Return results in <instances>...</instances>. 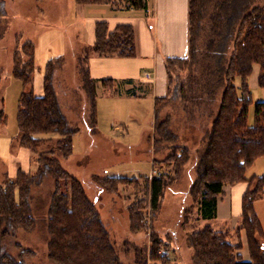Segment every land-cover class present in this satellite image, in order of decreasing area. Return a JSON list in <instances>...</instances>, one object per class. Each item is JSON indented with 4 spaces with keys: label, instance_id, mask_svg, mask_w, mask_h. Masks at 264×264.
Returning <instances> with one entry per match:
<instances>
[{
    "label": "trees",
    "instance_id": "1",
    "mask_svg": "<svg viewBox=\"0 0 264 264\" xmlns=\"http://www.w3.org/2000/svg\"><path fill=\"white\" fill-rule=\"evenodd\" d=\"M79 4L111 3L120 9L144 8L147 0H75ZM235 2V1H233ZM230 0H189V53L185 57L166 58L168 88L164 96L155 99V113L171 97L184 89L189 81L207 84L214 79L222 85L223 91L218 110L210 130L207 143L196 161V177L189 192L198 203L201 218L213 219L217 216L218 197L224 193V185L245 184L241 195L239 221L234 228L215 229L206 224L189 234V243L194 248V259L198 264H264V231L255 211L254 201L263 196L264 173L245 175L246 169L258 158L264 157V100H253L248 78L254 65L259 66L257 82L264 87V4L254 5L255 0H245L229 12L223 6ZM236 3V2H235ZM3 1H0V11ZM215 10L209 14V9ZM211 20L204 23L203 19ZM226 21V22H225ZM225 52L218 59V70L211 74L208 68L207 53L200 55L195 39L205 34L209 46L222 34ZM95 40L92 53L99 56L130 57L135 54V31L131 23H118L113 29L108 21L95 23ZM205 43V46L207 45ZM208 58V59H207ZM12 73L22 81L24 87L18 100L17 125L19 144L27 148L39 163L37 173L18 169L16 175L0 185V264H26L25 258L34 250L17 243L18 254L8 252L3 244L11 230L22 228L31 230L35 217L30 205V191L44 170L54 177V189L48 207V256L56 264H125L115 249L110 233L106 228L94 200L86 193L83 183L60 163L56 156L60 152L68 157L73 151V135L80 129L69 126L62 112L56 91L52 85L54 61L49 60L43 77V89L37 94L26 89L31 83L35 70V44L31 40L22 42L14 51ZM205 60V62H204ZM89 56L80 59L83 81L88 90L91 118L96 123L97 80L91 77ZM207 65V66H206ZM187 72L185 78H181ZM199 73V75H197ZM240 79L237 87L235 80ZM172 84H175L173 90ZM180 84V85H179ZM104 89L113 90L112 78L101 79ZM174 93V95H175ZM253 104V117L250 121V106ZM3 114L0 121H5ZM88 122V121H87ZM90 127L91 124H88ZM58 134V137L43 134ZM156 133L174 138L161 121ZM54 146L44 148L49 142ZM183 147V153L177 149ZM188 148L174 145L167 162L180 164L186 160ZM105 188L117 192L119 182L137 181L135 177L95 176ZM146 201L153 212L160 205L167 182V174L146 177ZM145 203H134L128 209L130 230L138 232L146 227ZM249 253L244 260L239 250L243 247L241 232ZM151 234L150 259L165 261L160 253L161 240ZM235 235L237 240H233ZM167 262H164L166 264ZM137 264H144L138 259Z\"/></svg>",
    "mask_w": 264,
    "mask_h": 264
},
{
    "label": "rangeland",
    "instance_id": "2",
    "mask_svg": "<svg viewBox=\"0 0 264 264\" xmlns=\"http://www.w3.org/2000/svg\"><path fill=\"white\" fill-rule=\"evenodd\" d=\"M0 1H3L0 11V115L2 113L5 119L0 121V185L12 177L9 169L13 166L35 174L39 166L35 155L19 144L18 100L24 87L12 73L14 51L25 40H31L35 44V70L26 89L42 92L47 63L53 60L52 85L60 108L69 126L80 129L73 135L72 154L65 157L57 152L56 156L61 165L83 183L86 193L94 200L120 260L125 264H137L138 259L144 264H198L194 259V248L189 243L190 232L206 224L215 229H230L233 223L230 218H201L198 203L189 192L196 177V161L206 146L207 133L218 110L222 85L216 84L214 79L207 84L189 81L183 90L172 92L170 99L155 113L146 90L141 97L136 95L135 86L121 85L134 84L129 80L115 79L113 90L104 89L100 82L96 87L97 120L94 123L80 68V59L95 56L88 40L86 19L94 14L89 5L75 0ZM244 1L230 0L223 6V11L234 10ZM260 4H264V0H255L254 5ZM214 10L211 7L209 14ZM210 22L206 17L203 19V24ZM226 28L223 23V36L216 38L210 46L205 41V34L195 39L199 54L203 56L205 52L209 57L207 65L211 74H216L218 59L225 52ZM186 75L187 72L183 73L181 78ZM141 78L146 83L152 81L144 71ZM253 79L254 75L248 81L252 86ZM235 84L240 86L239 78ZM174 86L172 84V90ZM261 88L259 85L251 87L254 101L261 99ZM253 110L252 104L250 121ZM161 121H167L174 138L156 133ZM87 123L91 124L90 127ZM43 135L58 137L56 133ZM54 142H49L44 148L54 146ZM177 144L188 148L186 160L180 164L167 162L166 158ZM23 151L30 154L28 162L21 158ZM177 151L183 153V147ZM162 173L167 174L168 184L159 208L153 212L146 201L144 180ZM263 173L264 157H260L246 169L245 175L250 177ZM106 175L135 177L137 181L119 182L117 192H113L95 178ZM54 183V177L44 170L30 191L29 201L35 217L33 229L11 230L3 240L5 249L14 255L18 254L17 243L34 250L32 256L25 258L26 264H56L48 256L47 220ZM238 186L244 188V183ZM141 201H146L143 209L146 227L132 232L128 209ZM233 203L235 209L236 201ZM254 207L264 231V195L254 201ZM150 233L161 240L160 253L165 255L164 262L150 259ZM233 240H237L236 235Z\"/></svg>",
    "mask_w": 264,
    "mask_h": 264
},
{
    "label": "crops",
    "instance_id": "3",
    "mask_svg": "<svg viewBox=\"0 0 264 264\" xmlns=\"http://www.w3.org/2000/svg\"><path fill=\"white\" fill-rule=\"evenodd\" d=\"M86 5H89V9L94 12L86 19L89 26L88 40L91 45L95 40L94 29L98 20L108 21L110 29H113L118 23H131L135 31V54L130 57L99 56L95 54V56L89 58L91 77L97 80V84L103 78H112L113 82L115 79L129 80V83L134 84L121 85L135 86L136 95L141 97H144V91L146 90L154 105L157 97L164 96L167 93L166 58L169 56L185 57L189 53V0H147L146 7L130 9H120L111 3H87ZM143 71L144 74L146 72L151 73V78H148L152 80L151 83L142 80ZM258 73L259 66L254 65L249 76L251 78L254 75V79L251 80V82H254L253 86L249 84L250 89L258 86ZM259 95L261 99L257 100H264V87L261 88ZM24 149L27 148L24 147ZM22 153L21 158L28 162L29 152L23 151ZM18 169L21 168L13 166L9 169L10 175L14 177ZM25 171H28V169ZM239 184L224 185V193L218 197L217 202L216 218H230L233 221L232 227L237 224V217L241 210V195L245 189V184L244 188L238 186ZM234 200L236 201L235 209ZM241 237L243 247L239 252L244 260H248L249 253L243 231Z\"/></svg>",
    "mask_w": 264,
    "mask_h": 264
},
{
    "label": "built area",
    "instance_id": "4",
    "mask_svg": "<svg viewBox=\"0 0 264 264\" xmlns=\"http://www.w3.org/2000/svg\"><path fill=\"white\" fill-rule=\"evenodd\" d=\"M147 75H148V76H151L150 72H147Z\"/></svg>",
    "mask_w": 264,
    "mask_h": 264
}]
</instances>
